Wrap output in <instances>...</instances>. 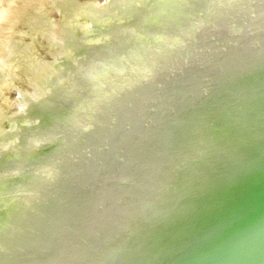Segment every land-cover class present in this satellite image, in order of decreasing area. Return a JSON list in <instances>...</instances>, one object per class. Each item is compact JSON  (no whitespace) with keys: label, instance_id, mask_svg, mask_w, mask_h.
Segmentation results:
<instances>
[{"label":"water","instance_id":"obj_1","mask_svg":"<svg viewBox=\"0 0 264 264\" xmlns=\"http://www.w3.org/2000/svg\"><path fill=\"white\" fill-rule=\"evenodd\" d=\"M0 264H264V0H0Z\"/></svg>","mask_w":264,"mask_h":264}]
</instances>
